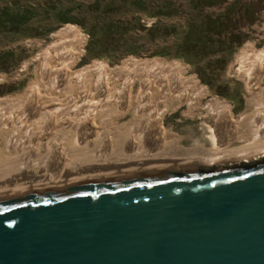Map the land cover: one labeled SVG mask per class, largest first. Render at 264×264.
Returning <instances> with one entry per match:
<instances>
[{"label": "bare ground", "instance_id": "1", "mask_svg": "<svg viewBox=\"0 0 264 264\" xmlns=\"http://www.w3.org/2000/svg\"><path fill=\"white\" fill-rule=\"evenodd\" d=\"M78 53L72 33L50 34L30 58L34 78L0 109V196L264 153V53L251 46L230 66L249 94L238 114L214 99L196 107L206 92L169 66L72 71ZM181 105L183 117L198 120L202 138L190 127L185 137L164 124ZM112 120L120 121L102 125ZM187 138L192 144L181 146Z\"/></svg>", "mask_w": 264, "mask_h": 264}, {"label": "water", "instance_id": "2", "mask_svg": "<svg viewBox=\"0 0 264 264\" xmlns=\"http://www.w3.org/2000/svg\"><path fill=\"white\" fill-rule=\"evenodd\" d=\"M0 264H264V153L2 195Z\"/></svg>", "mask_w": 264, "mask_h": 264}, {"label": "rangeland", "instance_id": "3", "mask_svg": "<svg viewBox=\"0 0 264 264\" xmlns=\"http://www.w3.org/2000/svg\"><path fill=\"white\" fill-rule=\"evenodd\" d=\"M60 31L79 44L72 71L169 66L206 92L196 107L214 99L238 114L249 94L230 66L244 46L264 53V0H0V109L34 78L30 58ZM184 107L164 115V124L202 138L198 120L181 115ZM187 139L181 146L192 144Z\"/></svg>", "mask_w": 264, "mask_h": 264}, {"label": "trees", "instance_id": "4", "mask_svg": "<svg viewBox=\"0 0 264 264\" xmlns=\"http://www.w3.org/2000/svg\"><path fill=\"white\" fill-rule=\"evenodd\" d=\"M4 9H5V12H7V7H5Z\"/></svg>", "mask_w": 264, "mask_h": 264}]
</instances>
